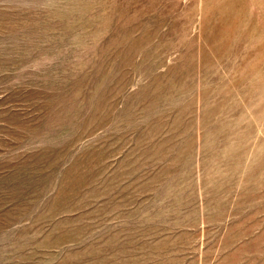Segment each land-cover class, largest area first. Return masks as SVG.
Masks as SVG:
<instances>
[{"label":"rangeland","instance_id":"374dc122","mask_svg":"<svg viewBox=\"0 0 264 264\" xmlns=\"http://www.w3.org/2000/svg\"><path fill=\"white\" fill-rule=\"evenodd\" d=\"M0 264H264V0H0Z\"/></svg>","mask_w":264,"mask_h":264}]
</instances>
